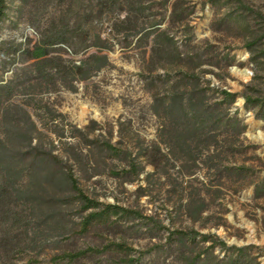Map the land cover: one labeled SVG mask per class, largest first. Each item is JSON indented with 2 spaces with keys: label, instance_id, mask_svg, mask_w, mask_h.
<instances>
[{
  "label": "rangeland",
  "instance_id": "obj_1",
  "mask_svg": "<svg viewBox=\"0 0 264 264\" xmlns=\"http://www.w3.org/2000/svg\"><path fill=\"white\" fill-rule=\"evenodd\" d=\"M131 2L4 0L0 142L58 156L99 208L123 210L83 228L93 209L44 181L28 201L23 173L0 200V264H264V0ZM50 30L66 40L42 74L24 50ZM90 54L107 63L79 79ZM172 85L211 118L178 140L153 107Z\"/></svg>",
  "mask_w": 264,
  "mask_h": 264
},
{
  "label": "trees",
  "instance_id": "obj_2",
  "mask_svg": "<svg viewBox=\"0 0 264 264\" xmlns=\"http://www.w3.org/2000/svg\"><path fill=\"white\" fill-rule=\"evenodd\" d=\"M128 2L131 6V0H121ZM4 0H0V20L4 15L3 11ZM133 14V10L129 12V17ZM146 36L148 35L145 34ZM65 36L60 31H45L41 32L40 40L28 46L24 52L28 54V59H34V66L37 71L42 74L45 73V66L49 60H52L56 65L62 60V47L61 43L65 42ZM57 51V55H52V52ZM92 59V60H91ZM53 63V64H54ZM107 63V56L90 54L79 62H73L71 69L78 73L79 79H84L90 75L91 72L97 70L101 66ZM163 81L174 84L178 78L170 74H164ZM176 86L172 85L171 90L164 97L154 98V112L156 114H162L165 120L177 128V130L171 133L172 138L178 140L185 130L195 131L204 129L207 126V122L211 119L209 116L208 107L203 101L195 100V89H187L186 91H177ZM6 83H0V110L5 100H9L11 96V89H7ZM175 88V89H174ZM7 92V93H4ZM223 102L231 104L236 97L234 92L227 90H221ZM6 94V95H4ZM249 102V99H246ZM222 103V102H221ZM233 120H238L237 117H232ZM222 122V119H219ZM184 127L183 131L178 130L179 127ZM165 127V124H164ZM11 140H17L21 138L19 134L13 132L9 135ZM109 149H112V145H108ZM34 149V147H32ZM52 160H48L44 155L32 153L28 149L25 151H15L14 153L8 152L4 143L0 142V200L6 198L8 189H10L13 179H16L21 174L26 173L29 176L28 188L24 190L26 193V199L28 201H35L37 194L33 190L40 182L44 181L51 184L59 194L56 200L62 204L68 202L67 193L74 192L76 198L81 202L83 209L91 210L83 219V228H87L89 224L95 221H103L108 219L111 215H116L123 210L122 207L116 204H108L106 207L99 208V203L89 198L78 186L77 180L74 177L70 168L62 162L58 156H52ZM15 191V190H14ZM19 195V193H14ZM99 208V209H97ZM60 212V211H59Z\"/></svg>",
  "mask_w": 264,
  "mask_h": 264
},
{
  "label": "bare ground",
  "instance_id": "obj_3",
  "mask_svg": "<svg viewBox=\"0 0 264 264\" xmlns=\"http://www.w3.org/2000/svg\"><path fill=\"white\" fill-rule=\"evenodd\" d=\"M244 74H245V76H247L248 73L245 72ZM256 132H257V136H255V138L261 139L262 138V134L258 130H256Z\"/></svg>",
  "mask_w": 264,
  "mask_h": 264
}]
</instances>
